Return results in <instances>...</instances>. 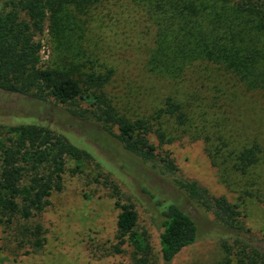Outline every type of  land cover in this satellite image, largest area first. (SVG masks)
Listing matches in <instances>:
<instances>
[{
  "label": "trees",
  "instance_id": "trees-1",
  "mask_svg": "<svg viewBox=\"0 0 264 264\" xmlns=\"http://www.w3.org/2000/svg\"><path fill=\"white\" fill-rule=\"evenodd\" d=\"M113 1L118 0H6L0 10V90L41 102L78 104L69 108L75 116H84L81 105L86 104L128 152L167 176L178 172L172 153L162 147L174 138H168L166 129V124H172L205 142L213 166L229 189L241 199L256 198L264 204L260 172L264 118L257 129L242 121L241 126L236 124L238 113L255 109L254 100L249 108L242 106L247 96L264 97V0H133L155 28L146 60L149 74L177 84L187 82L205 65L230 86L223 91L216 84V93L210 90V97L190 88L186 95L168 94L147 116H131L118 108L108 93L115 69L101 64L88 45L93 11ZM47 23L55 44L50 66L43 64L41 54ZM89 158L86 150L48 126H0V225L11 227L17 218L28 221L43 213L53 191L62 188L67 160L80 167ZM175 183L213 214L222 231V264H264L263 247L237 204L211 195L196 182L176 179ZM113 190L119 210L113 251L123 254L128 245L132 264H172L198 240L199 228L190 213L152 196L159 212L158 236L153 240L138 230L135 205L123 200L117 186ZM20 234L34 249L44 246L40 224L22 225Z\"/></svg>",
  "mask_w": 264,
  "mask_h": 264
},
{
  "label": "rangeland",
  "instance_id": "rangeland-1",
  "mask_svg": "<svg viewBox=\"0 0 264 264\" xmlns=\"http://www.w3.org/2000/svg\"><path fill=\"white\" fill-rule=\"evenodd\" d=\"M5 1L0 0V10ZM93 16L88 45L95 50L101 64L115 69L108 93L118 108L129 115L147 116L163 104L168 94L186 95L188 88L203 97H210L212 90L216 93V84L223 91L230 88L225 78L215 77L213 67L205 65L190 75L187 82L177 84L149 74L146 60L153 46L155 28L133 0L103 4L93 11ZM41 40L43 64L50 66L55 44L48 23ZM247 98V102H241L242 106L249 108L254 100L255 109L238 113L237 123L235 116L232 118L237 126L242 121L257 129L264 118V97ZM81 106L84 116H75L69 108H78V104L41 102L0 90V126L39 123L66 136L90 154L80 167L74 160H67L62 188L53 191L43 213L28 221L17 218L11 227L0 225V264H132L128 245L124 246L123 254L113 251L119 214L113 190L116 186L123 200L135 205L140 217L138 230L148 233L153 240L158 236L159 212L152 196L178 204L194 218L199 228L198 240L172 264H222V231L216 226L213 214L191 200L177 186L176 179L196 182L211 195L226 197L230 203L237 204L247 227L264 250V204L256 198L241 199L228 188L213 166L203 140H194L172 124H166L168 138H174L162 147L172 153L178 172L173 176L163 175L106 132L92 108ZM153 140L161 145L157 137L153 136ZM260 172L264 178V164ZM37 224L42 226L45 242L42 248L34 249L20 234V228Z\"/></svg>",
  "mask_w": 264,
  "mask_h": 264
}]
</instances>
